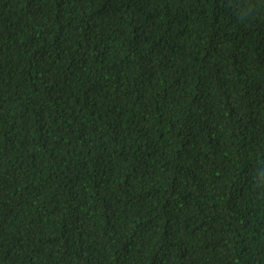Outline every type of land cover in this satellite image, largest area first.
Returning <instances> with one entry per match:
<instances>
[{
    "label": "trees",
    "instance_id": "obj_1",
    "mask_svg": "<svg viewBox=\"0 0 264 264\" xmlns=\"http://www.w3.org/2000/svg\"><path fill=\"white\" fill-rule=\"evenodd\" d=\"M0 264H264V0H0Z\"/></svg>",
    "mask_w": 264,
    "mask_h": 264
}]
</instances>
